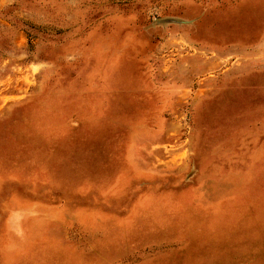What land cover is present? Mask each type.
I'll return each instance as SVG.
<instances>
[{
    "label": "rangeland",
    "instance_id": "374dc122",
    "mask_svg": "<svg viewBox=\"0 0 264 264\" xmlns=\"http://www.w3.org/2000/svg\"><path fill=\"white\" fill-rule=\"evenodd\" d=\"M0 264H264V0H0Z\"/></svg>",
    "mask_w": 264,
    "mask_h": 264
}]
</instances>
